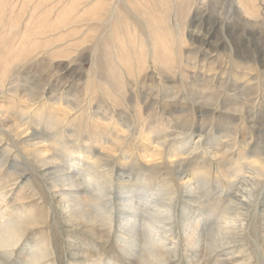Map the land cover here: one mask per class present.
Listing matches in <instances>:
<instances>
[{
  "label": "rangeland",
  "instance_id": "obj_1",
  "mask_svg": "<svg viewBox=\"0 0 264 264\" xmlns=\"http://www.w3.org/2000/svg\"><path fill=\"white\" fill-rule=\"evenodd\" d=\"M3 1L0 226L9 240L0 264H152L145 257L162 243L146 234L148 218L138 216L134 234L119 228L121 179L137 188L146 180L150 203L173 205V233H161L168 257L158 264H188L179 222L188 213L210 236L236 221L237 241L205 249L198 264H264V185L244 205L230 203L237 189L247 194L239 181L264 159V0ZM45 13L44 29L63 28L19 52ZM156 38L170 66L155 57ZM32 138L59 164L43 168ZM58 166L75 176L84 203L71 214L62 199L72 189L52 188ZM183 172L195 176L196 195L185 192Z\"/></svg>",
  "mask_w": 264,
  "mask_h": 264
},
{
  "label": "bare ground",
  "instance_id": "obj_2",
  "mask_svg": "<svg viewBox=\"0 0 264 264\" xmlns=\"http://www.w3.org/2000/svg\"><path fill=\"white\" fill-rule=\"evenodd\" d=\"M3 3H4V1L1 0L0 1V16H1V14L3 12V8H4V5H2ZM47 20H48V14L45 13L43 16H41L38 20L34 21L33 24L27 28L24 41L21 45L22 48H19V50H18L19 52L23 51V50L25 51L26 50L25 45L27 44V42L32 41L36 37L41 36L43 34H48L50 31L55 32L58 29L63 28V26H61L62 25L61 23H58L59 25L55 23V24H52L51 26H48L46 29H44L45 27L43 26V24L41 25V23H45ZM62 21H63V19H62ZM151 33H152V35H155L153 32H151ZM153 37H155V36H153ZM26 40H27V42H26ZM154 40H155L154 41L155 43H154L153 51H154L155 57L161 61L162 65L170 66V55L167 54L168 49L165 48L161 44L159 38H156ZM13 57H14L15 61H17V62H18V60H20L19 59L20 54L14 55ZM125 60H124V62H125ZM126 66L128 67V65H126ZM240 112L243 113L244 111L242 110ZM2 118L5 119L6 116L5 117L2 116ZM40 140L41 139H39V138H37V139L32 138V139H30L29 142L32 143L31 148H33L37 157L39 159H41V163H43V165H42L43 168L46 166L48 167V166L58 165L59 164L58 160L55 157H53L52 155L49 156L47 148H45L43 146V141H40ZM195 145L196 146H194V147H196V148L195 149L193 148L191 155L205 146V145H203L202 139H200L199 142ZM208 150L209 149H206V151H208ZM222 152H219L217 150H212V153L214 155L213 157L217 158L219 156H222V157L225 156L226 153L222 154ZM183 160H184L183 158L182 159L180 158V162H182ZM258 161H260L259 167L261 170L258 171L257 174L251 173L249 175V177H245V176L242 177L243 182H241V180L239 181L240 187L242 189L246 190L247 194L244 191L237 189V191L240 193L241 196L240 197L236 196V198H234V200H232L230 203L244 205L246 203L245 200H250L249 194L250 195L255 194V192L259 189V187H257V186H259V185L263 186L264 185V159H261ZM69 172L70 171L68 168H66L64 166L63 167L58 166V170L56 171V173H59L62 176L58 178V181H57L58 184L54 185L52 188L57 189L58 187H64V188L70 187V189H72V193H70L71 197L67 196V194L64 193L63 199H62L64 209L69 214H71L73 211L79 210L77 208H82L84 206V203H83V200L80 197V195H78V188H79L78 182H77V180H75V176L70 175ZM182 174L184 176L182 178V180L183 181L185 180L184 181V187L186 189L185 192L190 196L196 195L195 192L199 193L200 186L195 185L196 184L195 183V180H196L195 176L193 174L186 176L184 172ZM236 177L239 178V176H236ZM126 180L121 179L120 180L121 183L119 181V183L121 184V187H124L127 189V190L124 189V190H122V192H120L121 193L120 196L122 197V201L119 205L121 208V212H120L119 216L124 221L119 223V228H122L126 232H129L131 234H134L138 231L135 229L137 227V223L139 222L138 216L141 215L143 218L147 217L148 221H146L142 226H144V228L146 229L145 232L149 237L155 238L154 239L155 244L160 245L162 243V247L161 248L158 247L156 249V251L154 249L153 254L151 252H148L145 259L149 260V262L152 264H158L161 262V260H166V258L168 257V252L163 250L166 248L167 242L164 243V241L162 240L161 233H164L163 231H164L165 227L169 229L168 233H165V234L173 233V229H174L173 225L175 224V220L177 219L175 217V213L172 211L173 205L172 204L166 205V203H163L162 197H159V199L156 200L155 203H150L148 198H146V194H147V192L145 191L146 180L140 181L141 184H143L142 186H144L142 188L133 187L130 185V181L129 180L126 181ZM254 188H256V191H254L255 190ZM139 191H142L145 194V196L138 195ZM201 199H202L201 197H196V198L192 197V200H193L192 202L203 205V203H205V202H203ZM160 202H161V204H160ZM170 205H172V206H170ZM202 210H203V208H202ZM112 215H113V213H112ZM126 216H129L131 219H129V218L125 219ZM164 216H166V218L160 221L159 219L161 217H164ZM181 216L182 215H180V217ZM202 216L205 217V216H207V214L204 213ZM88 219H90V217ZM180 219L181 220L180 221L178 220V221L180 222V225H181L180 227L183 231L182 235H183V237H185V239H187V242H188L187 247H186V249L189 251V254L186 255L188 264H198L199 261L201 259H203L202 258L204 255L203 251L205 249H209V250L213 249L216 251V250H220L221 248H224L230 244H233L237 241V238L233 239L234 238L233 234L237 230L236 221L226 220L225 223L218 224L216 230L213 231V236H210V234L208 235V233H207L208 230H205L203 228L204 224H203L202 220L195 219L194 217H191L189 213H188V215L183 214V216ZM80 220H81V218H80ZM73 221H76V218ZM67 222H68V220H67ZM90 222H92V219ZM110 222H113L112 218L110 219ZM152 222L155 225H153ZM11 233L13 234V238L17 239L18 235H17V231L15 230L14 227L11 228ZM0 234L3 236V238L7 237L6 240H3L2 237L0 236V249H2V250L7 249L8 248L7 242L9 240V234H8L5 226H0ZM18 241L19 240L15 241V245L18 244L17 243ZM124 245H125V250L127 252H129V254L131 256L138 254L136 251H134L132 249L129 242L126 241L124 243ZM170 245H171L169 248L170 252L172 251L175 253L176 252L175 249L179 248L178 241H176V243L174 242L173 244H170ZM82 253H83V251H82ZM38 254L41 256L40 259H42L44 257L42 252L36 251L35 255H38ZM73 254H76V253H73ZM87 263L88 264H99V262L97 260H94L92 258L89 261H83L82 263L76 262L75 264H87Z\"/></svg>",
  "mask_w": 264,
  "mask_h": 264
}]
</instances>
